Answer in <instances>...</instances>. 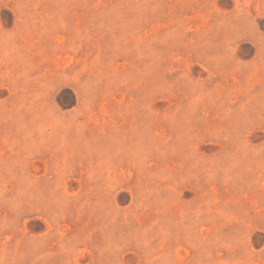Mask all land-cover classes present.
Segmentation results:
<instances>
[{"label": "rangeland", "instance_id": "obj_1", "mask_svg": "<svg viewBox=\"0 0 264 264\" xmlns=\"http://www.w3.org/2000/svg\"><path fill=\"white\" fill-rule=\"evenodd\" d=\"M0 264H264V0H0Z\"/></svg>", "mask_w": 264, "mask_h": 264}]
</instances>
